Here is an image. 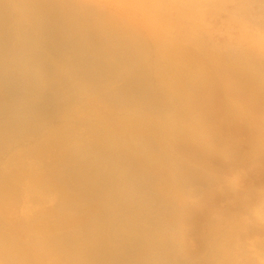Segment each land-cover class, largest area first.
<instances>
[{
	"label": "clouds",
	"instance_id": "obj_1",
	"mask_svg": "<svg viewBox=\"0 0 264 264\" xmlns=\"http://www.w3.org/2000/svg\"><path fill=\"white\" fill-rule=\"evenodd\" d=\"M32 18L56 40L46 53L52 74L70 85L47 125L5 138L13 154L31 150L21 215L43 251L40 264H75L73 238L99 200L74 174L97 168L106 150L123 167L101 175L133 177L165 209L170 232L161 239L195 251L183 218L212 178L208 158L223 155L198 129L216 119L245 125L234 165L264 152V0H39ZM181 142L198 155L177 153ZM199 239L212 244L205 232ZM257 243L250 251L264 264Z\"/></svg>",
	"mask_w": 264,
	"mask_h": 264
},
{
	"label": "bare ground",
	"instance_id": "obj_2",
	"mask_svg": "<svg viewBox=\"0 0 264 264\" xmlns=\"http://www.w3.org/2000/svg\"><path fill=\"white\" fill-rule=\"evenodd\" d=\"M39 0H0V264H40L43 251L21 215L29 191L25 186L30 151L13 154L5 138L13 129H40L58 109L68 81L55 77L47 52L55 38L38 30L32 10ZM84 55L90 53L84 49ZM212 138L223 155L208 158L213 174L203 184L196 204L189 207L183 227L195 239V251L185 252L170 238L161 202L147 195L131 176L114 181L101 175L118 174L120 155L106 150L97 168L74 174L99 200L98 211L75 235V264H253L250 244L264 250V152L243 165L231 162L235 141L249 137L239 123H205L198 129ZM58 137L52 134L48 153L55 156ZM177 153L198 155L190 142L174 145ZM228 157V159H225ZM59 162V161H58ZM212 239L209 246L199 239ZM264 254V251H262Z\"/></svg>",
	"mask_w": 264,
	"mask_h": 264
},
{
	"label": "rangeland",
	"instance_id": "obj_3",
	"mask_svg": "<svg viewBox=\"0 0 264 264\" xmlns=\"http://www.w3.org/2000/svg\"><path fill=\"white\" fill-rule=\"evenodd\" d=\"M262 233H264V231H262ZM253 264H261L260 260H255Z\"/></svg>",
	"mask_w": 264,
	"mask_h": 264
}]
</instances>
